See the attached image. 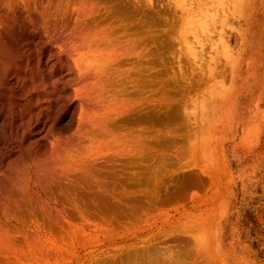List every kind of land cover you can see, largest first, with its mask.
I'll return each mask as SVG.
<instances>
[{
    "label": "rangeland",
    "instance_id": "rangeland-1",
    "mask_svg": "<svg viewBox=\"0 0 264 264\" xmlns=\"http://www.w3.org/2000/svg\"><path fill=\"white\" fill-rule=\"evenodd\" d=\"M129 1L142 57L98 107L83 264H264V0Z\"/></svg>",
    "mask_w": 264,
    "mask_h": 264
},
{
    "label": "bare ground",
    "instance_id": "bare-ground-1",
    "mask_svg": "<svg viewBox=\"0 0 264 264\" xmlns=\"http://www.w3.org/2000/svg\"><path fill=\"white\" fill-rule=\"evenodd\" d=\"M135 1L139 16L143 2ZM128 2L0 0V264H83L94 256L85 233L93 230L98 107L120 67L142 57L141 41L130 37ZM39 24L51 33L48 43ZM65 76L73 93L62 87ZM78 113L86 141L80 125L72 130Z\"/></svg>",
    "mask_w": 264,
    "mask_h": 264
}]
</instances>
